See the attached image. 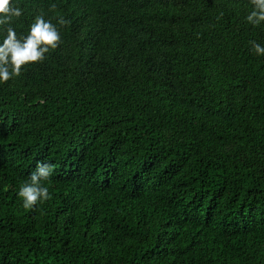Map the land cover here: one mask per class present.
<instances>
[{
	"label": "trees",
	"instance_id": "16d2710c",
	"mask_svg": "<svg viewBox=\"0 0 264 264\" xmlns=\"http://www.w3.org/2000/svg\"><path fill=\"white\" fill-rule=\"evenodd\" d=\"M11 4L18 37L40 13L70 24L0 83V264H264L250 0ZM37 162L54 166L51 199L25 209Z\"/></svg>",
	"mask_w": 264,
	"mask_h": 264
},
{
	"label": "clouds",
	"instance_id": "9594fccd",
	"mask_svg": "<svg viewBox=\"0 0 264 264\" xmlns=\"http://www.w3.org/2000/svg\"><path fill=\"white\" fill-rule=\"evenodd\" d=\"M253 8L247 15L246 21L259 26L264 23V0H250ZM55 9L56 5L50 6ZM23 14L20 7L11 4V0H0V26L8 25L6 36L0 43V83H6L13 77L21 75L22 66L43 62L46 54L56 49L63 42L57 24L67 26L70 20L63 16L52 23L51 19H45L43 13L37 14L28 28L27 35L19 36L11 26L15 19ZM252 50L257 55H264V46L255 41H249ZM54 166L46 162H37L35 170L29 179L22 183L18 196L22 198L23 207L30 209L38 202L51 199L48 187L43 181H48L52 176Z\"/></svg>",
	"mask_w": 264,
	"mask_h": 264
}]
</instances>
